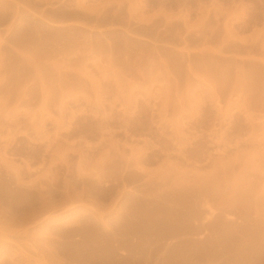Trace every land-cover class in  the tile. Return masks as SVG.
Returning <instances> with one entry per match:
<instances>
[{"label":"rangeland","instance_id":"374dc122","mask_svg":"<svg viewBox=\"0 0 264 264\" xmlns=\"http://www.w3.org/2000/svg\"><path fill=\"white\" fill-rule=\"evenodd\" d=\"M262 50L264 0H0V264H96L81 229L114 198L121 230L139 201L206 209L216 264H264V129L222 115L228 138L207 156L191 131L166 138L160 111L162 74L206 70L225 89ZM164 159L182 186L151 173Z\"/></svg>","mask_w":264,"mask_h":264},{"label":"crops","instance_id":"0c3cea01","mask_svg":"<svg viewBox=\"0 0 264 264\" xmlns=\"http://www.w3.org/2000/svg\"><path fill=\"white\" fill-rule=\"evenodd\" d=\"M36 22L47 27L50 24L47 20ZM234 64L232 79L225 89L206 70L186 71L183 78L185 83L177 85L169 83L170 76L175 80L179 77L162 74L166 82L160 88L163 92L160 111L162 121L169 130L166 138L180 147L182 136L186 135L187 130L191 131L195 143L204 146L206 151L203 154L211 156L223 149L216 143L218 138H228L227 129H222V115L229 116L237 112L245 117V122L264 129V118L256 122L257 119L253 117L257 113L254 110L257 106L250 105L254 98L259 97V107L264 108V50L256 59L240 57ZM252 66L260 71L259 79L249 75ZM182 88L186 96L176 100L169 98L170 93L180 92ZM189 123L195 125L191 130L187 126ZM174 153L181 154L180 151ZM166 160L152 167L151 173L161 176L167 173L177 186H182L185 171L176 164H168ZM212 170L209 166L203 182L209 181ZM198 178V182L202 181V177ZM112 185L113 182L103 184L106 187ZM114 200L100 203V207L96 208L100 210V216L91 212L95 220L100 222V228L81 229L80 235L87 236L92 242L90 248L96 251V264H101L104 252L108 253L106 264H120L123 260L129 264H216V254L222 250L217 245L215 232L218 220L206 209L186 213L174 202L159 204L155 201H139L137 210L129 213L126 219L129 228L121 230L113 224L119 222L117 206L122 205L124 200L117 205ZM208 202L214 203L210 198ZM221 224L226 223L221 221Z\"/></svg>","mask_w":264,"mask_h":264}]
</instances>
